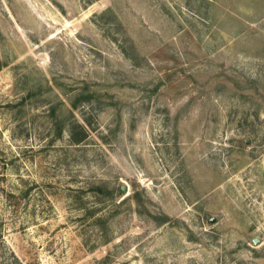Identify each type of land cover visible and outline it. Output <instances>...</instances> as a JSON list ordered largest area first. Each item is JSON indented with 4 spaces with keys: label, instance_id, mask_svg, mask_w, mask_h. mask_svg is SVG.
I'll use <instances>...</instances> for the list:
<instances>
[{
    "label": "rangeland",
    "instance_id": "rangeland-1",
    "mask_svg": "<svg viewBox=\"0 0 264 264\" xmlns=\"http://www.w3.org/2000/svg\"><path fill=\"white\" fill-rule=\"evenodd\" d=\"M0 264H264V0H0Z\"/></svg>",
    "mask_w": 264,
    "mask_h": 264
}]
</instances>
